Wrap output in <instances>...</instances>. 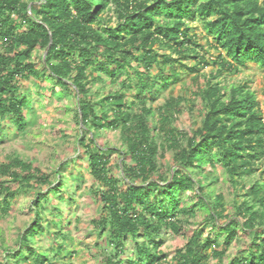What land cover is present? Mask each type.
I'll use <instances>...</instances> for the list:
<instances>
[{
    "label": "trees",
    "instance_id": "trees-1",
    "mask_svg": "<svg viewBox=\"0 0 264 264\" xmlns=\"http://www.w3.org/2000/svg\"><path fill=\"white\" fill-rule=\"evenodd\" d=\"M111 12L116 25L108 22ZM197 14L217 39V49L227 53L217 61L200 52L198 36L191 33L188 17ZM48 47L38 65L35 52ZM190 59L196 73L213 62L218 69L197 86L203 124L187 131L170 121L188 99L169 97L159 117L151 102L183 77ZM249 60L264 66V0H0V132L7 120L20 133L37 122L32 84L76 100L78 145L100 203V215L92 220L99 264H169L162 249L166 232L186 240L176 249V264H264V180L256 176L264 157V117L246 85H232L228 92L216 80ZM112 129L121 130L122 145L102 146L99 137ZM167 148L175 150L176 163L169 169L159 162ZM118 152L120 175L111 158ZM79 159L61 163L57 182L18 155L0 164L1 215H8L21 190L48 185L32 202L34 220L16 246L6 248L0 264H58L69 232L50 231L57 245L53 251L34 243L45 230L44 200L66 199L62 170ZM219 165L232 186L254 177L230 207L214 188ZM199 212L204 223L191 231ZM207 224L211 229L203 238ZM235 242L238 252L226 261Z\"/></svg>",
    "mask_w": 264,
    "mask_h": 264
},
{
    "label": "rangeland",
    "instance_id": "rangeland-1",
    "mask_svg": "<svg viewBox=\"0 0 264 264\" xmlns=\"http://www.w3.org/2000/svg\"><path fill=\"white\" fill-rule=\"evenodd\" d=\"M112 15L111 20L108 22L110 25H116L117 15L115 13H112ZM188 21L191 33L198 36V40L202 45L200 48L202 54L213 61H217L221 55L225 56L227 54L225 50L217 49V39L208 33L205 19L201 15L190 16ZM44 53L42 50L35 52L34 58L38 65H40ZM236 65L238 70L226 71L216 80L227 86L228 92H230L232 85H246L256 95L264 117V66L255 60H249L243 65L236 63ZM193 66H195V59L188 60L183 77L180 80L170 82L168 86L161 89L151 102V105L155 108V113L159 117V108L164 105L169 97L183 96L188 99V101H184L187 104L183 106L182 111L172 116L170 121L172 126L187 131L202 126L203 102L199 97H196L195 91L198 89V85H204L205 77L216 73L218 69V64L213 62L200 66L199 72L196 73L197 70L193 69ZM195 75H199L198 81ZM31 86H33L34 97L37 100L34 107L39 118L24 133L18 132L16 126L10 120L5 122L4 132H0V164L6 162L11 155H18L23 159L30 160L34 166L42 168L45 173L51 176L52 181L57 182L59 176L56 171L61 163L74 157H80L77 163L72 164L70 167L66 166L62 170L67 183L62 186L61 191L66 199H60L55 195L44 200L40 221L45 225V230L40 233L34 247L41 250L48 248L52 251L57 249L50 231L57 232L62 229L64 232H69L71 238L64 240L63 243L68 248L67 250L63 249L57 255L58 264H68L69 262L73 264H99L94 247L98 235L93 230L92 220L100 215V203L91 191L95 184L90 172L88 158L82 153L83 149H80L78 145L77 138L80 130L75 118L76 100H70L67 97L59 98L58 94L52 96L48 90L38 88L35 84ZM108 89H110V86L105 87L103 91ZM38 100L48 101V104L40 106ZM67 105L71 106L70 110L66 109ZM121 135L120 129L107 130L101 134L98 142L102 146L120 147L122 145ZM163 151L164 154L159 162L165 169H169L176 163L175 150L167 148ZM111 158L115 172L120 175V170L117 168V165L121 162L120 153L112 154ZM256 176H260L264 180V157L257 165ZM203 177L207 178L204 175ZM212 179L216 192L223 193L228 207L234 203V200H241L243 193L248 191L242 185L245 184L247 187L252 182V179L246 178V180L239 182L237 186H232L230 176L221 165L214 172ZM47 187L48 185L31 186L23 191L21 190L17 199L13 200L8 215H1L0 212V262H3L6 257V248L13 249L20 233L34 220L35 213L31 208L32 202L36 198L37 192L41 188L46 189ZM192 201H197V198L193 197ZM204 220V214L199 212L194 222L189 225V229L192 231L200 226L202 227ZM69 221L70 223L67 225ZM64 227L66 228L64 229ZM205 229L203 238L210 231L211 224H207ZM244 240H249V237H245ZM185 243L184 236L166 232L162 249L167 253L169 264H176L173 259L176 249L183 247ZM130 245H134L132 241ZM238 248L239 246L235 242L227 251L226 261H228L229 256L237 254ZM216 263L215 260L212 261V264Z\"/></svg>",
    "mask_w": 264,
    "mask_h": 264
},
{
    "label": "water",
    "instance_id": "water-1",
    "mask_svg": "<svg viewBox=\"0 0 264 264\" xmlns=\"http://www.w3.org/2000/svg\"><path fill=\"white\" fill-rule=\"evenodd\" d=\"M49 47L46 49L44 57H46L47 53H48Z\"/></svg>",
    "mask_w": 264,
    "mask_h": 264
}]
</instances>
